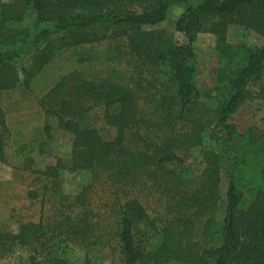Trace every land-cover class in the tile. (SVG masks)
<instances>
[{"label": "trees", "instance_id": "1", "mask_svg": "<svg viewBox=\"0 0 264 264\" xmlns=\"http://www.w3.org/2000/svg\"><path fill=\"white\" fill-rule=\"evenodd\" d=\"M176 8L178 37L145 29ZM232 26L264 38V0L0 1V91L29 84L65 49L112 41L100 75L72 71L40 99L72 136L43 174L86 178L78 211L0 229V264L18 249L27 255L13 264H105L107 245L110 264H264V120L245 130L232 121L264 99V42L232 41ZM201 32L216 36L218 60L203 86ZM8 133L0 106V158ZM33 150L17 153L32 163ZM97 187L109 195L107 227L90 207Z\"/></svg>", "mask_w": 264, "mask_h": 264}, {"label": "rangeland", "instance_id": "2", "mask_svg": "<svg viewBox=\"0 0 264 264\" xmlns=\"http://www.w3.org/2000/svg\"><path fill=\"white\" fill-rule=\"evenodd\" d=\"M180 13L181 9L176 8L166 21L155 26H147L145 29H156L166 36L178 37L175 23ZM228 38L232 41L246 38L255 44L264 42V38L258 34L251 31L246 33L234 26L230 27ZM215 40L216 36L213 33L201 32L195 44L199 57L197 80L201 86L210 84L213 70L218 64L214 48ZM109 44H112V41L107 39L65 49L32 77L29 84H20L16 88L7 89L5 95L0 91V99H5V120L9 130L6 142V164L0 162V229L17 232L23 223L38 224L43 220L44 224H51L56 218H60L63 210L66 214L67 211L72 213L78 211L75 196L80 191V184L86 182V178L67 171L56 179L48 178L43 174L48 165L57 161L58 156L69 154L72 136L57 126L55 118L44 114L40 99L61 76L67 73L79 70L87 77L100 75L104 71L105 64L108 63L104 53ZM124 63V61L122 64L118 63L117 66L127 69ZM20 77H23L21 73ZM263 120L264 99L258 97L247 100L232 119L239 130H245L252 125L260 126ZM48 123L51 125L50 131L46 128ZM13 130L18 133L20 141L29 138L37 141V149L30 159L32 163L14 157L16 154L15 151L13 153V149H15V140L17 142L15 138L17 134L13 135ZM104 194L103 190L97 187L92 193L90 204L94 209L95 219L101 221L100 227L110 225V215L107 214L108 218H105V212L109 211L107 199L109 195ZM151 202H154V199ZM151 207L155 209V202ZM100 248L99 255L104 258L105 264H110L111 259L113 260L111 247L107 245ZM77 249L75 260L81 261L84 252ZM25 255L27 252L24 249H18L12 256L5 258L6 264H13Z\"/></svg>", "mask_w": 264, "mask_h": 264}, {"label": "crops", "instance_id": "3", "mask_svg": "<svg viewBox=\"0 0 264 264\" xmlns=\"http://www.w3.org/2000/svg\"><path fill=\"white\" fill-rule=\"evenodd\" d=\"M2 93H3V95H5V90H2ZM1 93V94H2ZM0 106H1V108H2V110H3V112H4V120H5V112H6V109H5V99L3 98H1L0 99ZM5 123H7L6 122V120H5ZM8 125V124H7ZM17 134V135H16ZM19 134H21V133H19ZM13 135H16L15 136V138L17 139V142H16V140H15V149H13V153H14V151H15V156L14 157H16L17 159H25V156H22L21 154H18L17 153V148H18V146L19 145H21V144H23V143H27V142H32V144H33V146H34V150H33V152H32V155H34V153H35V150L37 149V141L34 139V138H29V139H23V140H19V138H18V133H15L14 132V130H13ZM12 138V137H11ZM8 141V140H7ZM7 144V143H6ZM6 145L4 146V148H3V156L0 158V162H2V163H5V154H6ZM6 164V163H5ZM4 164V165H5Z\"/></svg>", "mask_w": 264, "mask_h": 264}]
</instances>
